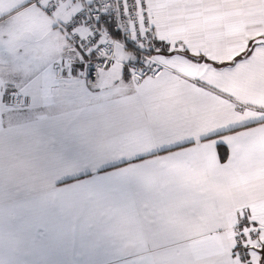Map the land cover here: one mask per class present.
Wrapping results in <instances>:
<instances>
[{
  "label": "crops",
  "instance_id": "1",
  "mask_svg": "<svg viewBox=\"0 0 264 264\" xmlns=\"http://www.w3.org/2000/svg\"><path fill=\"white\" fill-rule=\"evenodd\" d=\"M50 2L0 0V264H241L237 233L255 257L264 0H146L162 73L128 79L131 54L95 87Z\"/></svg>",
  "mask_w": 264,
  "mask_h": 264
},
{
  "label": "built area",
  "instance_id": "2",
  "mask_svg": "<svg viewBox=\"0 0 264 264\" xmlns=\"http://www.w3.org/2000/svg\"><path fill=\"white\" fill-rule=\"evenodd\" d=\"M70 3H76V11L73 17L63 24V29L68 33V41L76 46L85 58L83 65L88 87H95L98 73L113 64L117 46L133 54V58L124 66L128 79L137 82L143 78H155L162 73L163 66L155 60L154 55L160 53L164 46L158 41L148 17L146 0H51L46 9L52 12L57 6ZM90 41L93 43L92 48H95L96 44L100 47L91 54H86ZM89 65L92 67L90 77L87 75ZM71 66L70 61H56L52 64V69L54 75L59 77L68 73ZM15 100L19 104L23 102L20 96ZM236 242L243 246L240 233L236 234Z\"/></svg>",
  "mask_w": 264,
  "mask_h": 264
},
{
  "label": "snow or ice",
  "instance_id": "3",
  "mask_svg": "<svg viewBox=\"0 0 264 264\" xmlns=\"http://www.w3.org/2000/svg\"><path fill=\"white\" fill-rule=\"evenodd\" d=\"M83 43V41H81ZM92 41L89 42V44L87 45V48L89 49V51L86 52V54H91L92 52L96 51L99 49L100 45L96 44L95 48H92ZM159 50V49H157ZM84 57L81 56L80 60L83 61ZM80 67V65H72L70 67V71L73 72L75 71L76 68ZM92 74V67L91 65L88 66L87 68V75L90 77ZM217 148L220 150V154H221V159L224 158V156L226 155L225 151H224V145L223 144H218ZM251 235V234H249ZM243 247V252H239L237 251L235 254L239 257L241 264H245V262H247V264H264V244H262L260 246V248L258 250H254L256 251V255L255 257L252 255V253L249 251L248 247L245 246H237V248H241Z\"/></svg>",
  "mask_w": 264,
  "mask_h": 264
},
{
  "label": "rangeland",
  "instance_id": "4",
  "mask_svg": "<svg viewBox=\"0 0 264 264\" xmlns=\"http://www.w3.org/2000/svg\"><path fill=\"white\" fill-rule=\"evenodd\" d=\"M131 51H129V50H122V49H119L118 47L116 48V52H115V57H114V63H115V65H118L117 63H118V61H120V62H126V61H128L129 60V58H130V56H131ZM103 71V70H102ZM101 72V71H100ZM99 72V73H100ZM99 73H98V75H99ZM248 235H247V237H248V240H247V244L248 245H250L252 248H254L255 250H258L259 248H260V246H257L256 247V243H254L252 240H251V238L252 237H254V235L252 236V235H249V234H251V233H247ZM241 236H243L242 234H241ZM264 244V243H263ZM254 245V246H253Z\"/></svg>",
  "mask_w": 264,
  "mask_h": 264
},
{
  "label": "trees",
  "instance_id": "5",
  "mask_svg": "<svg viewBox=\"0 0 264 264\" xmlns=\"http://www.w3.org/2000/svg\"><path fill=\"white\" fill-rule=\"evenodd\" d=\"M250 48H251V46H250ZM250 48L248 47L247 51L244 53V56L249 54ZM224 151H225V153H226V148H225V147H224ZM218 152H219V156H220V159H221V154H220V150H219V149H218ZM225 157H226V155H225L224 158L221 159V160H224ZM246 224H247V219L244 218V219L242 220L241 225H246Z\"/></svg>",
  "mask_w": 264,
  "mask_h": 264
},
{
  "label": "water",
  "instance_id": "6",
  "mask_svg": "<svg viewBox=\"0 0 264 264\" xmlns=\"http://www.w3.org/2000/svg\"><path fill=\"white\" fill-rule=\"evenodd\" d=\"M255 44H264V38H257V39H254L251 43V47ZM250 48V47H249Z\"/></svg>",
  "mask_w": 264,
  "mask_h": 264
}]
</instances>
